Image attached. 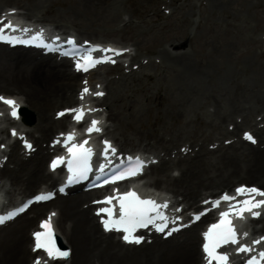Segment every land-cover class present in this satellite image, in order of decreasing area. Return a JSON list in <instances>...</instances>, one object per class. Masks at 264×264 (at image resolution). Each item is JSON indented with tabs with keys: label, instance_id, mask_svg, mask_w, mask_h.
Instances as JSON below:
<instances>
[{
	"label": "bare ground",
	"instance_id": "obj_1",
	"mask_svg": "<svg viewBox=\"0 0 264 264\" xmlns=\"http://www.w3.org/2000/svg\"><path fill=\"white\" fill-rule=\"evenodd\" d=\"M47 1L29 0L15 8L24 19L42 22L44 17L37 13ZM117 1L79 0L78 5L85 8L97 2L116 8ZM225 5L227 3L223 0H210L208 8L220 11ZM54 28L62 33L73 31L77 37L80 35L71 27ZM167 45L170 49H159V62L150 63L158 86L166 94L158 97L162 113L155 114L156 117L150 121L147 103L135 98L121 102V89L126 86L127 77L124 74L110 77L109 66L104 65L101 71L98 69L82 75L73 71L67 60L57 61L35 50L0 44V88H10L12 93H17L15 96L21 99L22 107L29 108L30 105L36 118L32 127L24 125L22 129L34 143L35 151L31 155H23L25 152L20 151L17 140L8 144L7 156L11 165L5 163L0 169V180L4 178L2 184L7 181L10 185L4 190V199L14 202L28 196L37 189L38 183L53 186V173L42 165L48 153L42 139L50 138L57 129L64 127L67 119L57 120L46 111L55 101L66 103L68 107L74 104L80 81H87L92 86L102 84L107 97L96 102L106 107V110L102 109L105 116H101L104 134L110 135L114 141L116 135L124 143H144V151L156 153L160 161L147 170V184L149 187H162L172 196H180V200L171 196V201L176 205L182 204L184 210L196 206L202 191L224 190L241 179H254L248 185L264 189V125L257 127L254 122L256 114H260L264 121V83L260 80V69L251 63L252 57L248 56L246 62L233 64L228 48L216 46L213 52L199 60L187 51L178 50L180 42L177 39L167 40ZM139 65L141 69L146 67L143 63ZM145 118L155 126L154 131L146 128ZM94 120L99 121L98 118ZM106 120L111 123L106 124ZM226 123L233 125L232 130L226 128ZM240 126L252 128L258 137L256 146L239 138L227 145L221 142L214 149L207 147L208 141L235 136ZM179 142L182 144L178 149L181 146L197 149L192 148L186 155L173 151ZM161 151L163 155H160ZM173 169L177 170L176 174L172 173ZM95 192L74 188L67 197L59 196L52 201L58 211L56 229L65 240L64 244L72 249L69 264H203L198 247L201 222L168 239L150 234V242L143 241L139 246L124 245L115 239L114 234L103 233L91 212L92 206H84ZM45 205L48 204L33 205L30 210L37 215ZM32 222L33 219L25 213L0 227V264H30L33 255L27 231ZM60 262L55 261L54 264Z\"/></svg>",
	"mask_w": 264,
	"mask_h": 264
},
{
	"label": "rangeland",
	"instance_id": "obj_2",
	"mask_svg": "<svg viewBox=\"0 0 264 264\" xmlns=\"http://www.w3.org/2000/svg\"><path fill=\"white\" fill-rule=\"evenodd\" d=\"M26 1L29 0H0V11ZM78 1L48 0L37 15H42L43 22L57 28L65 26L77 30L79 38L130 45L133 48L130 60L132 71L124 69L127 78L126 86L121 89V102L135 98L143 104L147 103L150 121L156 117L155 114L162 113L158 97L166 95L165 90L158 86L150 63L157 64L160 60L159 49H170L167 40L177 39L180 42L178 50L187 51L199 60L213 52L216 46L228 48L233 64L246 62L250 56L253 66L260 69V80L264 83V0H223L227 5L222 6L220 11L208 8L210 0H118L116 8L97 2L81 8ZM141 62L146 66L143 69L139 65ZM121 72L122 69H113L110 77H117ZM0 92L17 94L4 87L0 88ZM65 104L55 101L46 112L51 116L55 109ZM28 109L34 114L33 126L35 113L30 105ZM149 122L146 118L143 120L146 128L154 131L155 126ZM244 127L238 129V134ZM115 141L121 149L128 151L141 149L144 144L124 143L116 135ZM209 142L211 144V141L206 143L209 145ZM253 180L240 181L251 183ZM255 181L258 182V179ZM220 189L212 191L217 193Z\"/></svg>",
	"mask_w": 264,
	"mask_h": 264
},
{
	"label": "snow or ice",
	"instance_id": "obj_3",
	"mask_svg": "<svg viewBox=\"0 0 264 264\" xmlns=\"http://www.w3.org/2000/svg\"><path fill=\"white\" fill-rule=\"evenodd\" d=\"M8 30L17 31L18 29L9 23H4L0 21V41L8 42L12 44L16 43H32L38 37H33L32 40L24 41L18 40L15 37L6 35ZM20 31H28L27 29H19ZM59 39V38H57ZM69 44H73L72 40L68 41ZM46 46V45H45ZM92 51H97V49H91L86 55L82 56L76 63L77 71H89L90 68L95 67L101 63L112 62L114 63V59L111 56H103L100 58H95L92 56ZM101 52L112 53L113 55H121V51L116 49H99ZM127 51V50H124ZM70 53H65V55H69ZM87 81H85V85ZM89 93V89L87 87L81 93V99L84 98V95ZM95 95L102 96V92H96ZM0 102H3L5 105L11 108V115L16 118L17 116V108L19 105L13 99L6 98L0 96ZM66 112L75 113L74 119L79 122L83 119L84 112L83 109H67ZM65 113H58L59 116H63ZM99 121L93 120L91 122L90 127L87 129L88 133L91 134L93 131L100 132L101 129L98 127ZM13 135H16L15 130L12 132ZM75 137L74 135H69L67 140L71 141ZM245 138L247 140L255 142L251 135L246 134ZM59 142V141H58ZM88 142L85 140L82 144H73L71 147H68V151L71 154V159L67 161L68 170L71 173L68 179V183H73L77 180H83L87 178L88 173L91 171L90 160L93 155V152L90 148L85 147ZM105 149L103 155L107 158L109 151L115 154V148L112 147L110 142L105 141ZM25 147L29 150L32 149V145L25 142ZM131 159V158H130ZM65 161L63 158H57L52 162V168L55 169L58 165L63 164ZM144 166L143 161L139 158H136V166L130 169L127 173L122 174L120 176L114 177L115 179H123L125 175H136L140 170H142ZM103 170V166L101 167V171ZM63 191V189H61ZM238 194L248 193L250 194V198L238 202L237 204H230L229 211L221 213V222L219 224L213 225L208 232L204 234L205 243L203 245V250L205 253V259L208 264H228V254L227 253H219L217 250L225 245H239L237 247V253H252L254 249L245 244L240 243V234L237 233L235 227L232 225L230 219H227L231 214H233L234 209L239 207V211H235L234 214L240 218H244V213L248 212L253 217H259L260 212L254 211L255 209H260L264 207V199L255 200V196L264 197V191H260L256 188H240L237 189ZM50 196L42 195L37 197V200H45L49 199ZM113 199L117 200L119 208L118 215L114 210V207L101 208L98 210L97 215L105 214L101 218V224L106 232L117 231L122 232V239L124 242L129 244H140L143 242L142 236H136L135 233L138 229L147 228L149 225H152L157 232H165L166 235L170 236L173 232H177L180 230L179 227L169 228L168 218L160 214L161 208H167V203L162 205H157V203L150 199H141L137 193L135 192H127L122 195L108 197L105 201L99 203H106L111 205ZM234 197H229L225 195L223 200L231 201L234 200ZM219 202H216L214 206H218ZM25 208H20L17 212H12L7 215L0 216V225H3L8 220L13 219L18 212H23ZM55 213L52 214L54 216ZM52 216H50L46 221L41 222L40 228L43 231H37L33 233L34 238V247L33 251L43 250L48 258L50 259H66L70 256V251H62L58 247H56L54 243V230L52 228L51 220ZM163 221L162 223H156L157 220ZM178 219V218H177ZM195 219H199V216L195 217ZM175 223V221H172ZM244 236H247V233H243ZM264 241V237L261 240L253 241V244H260ZM264 262V251H260L257 255H252L246 261V264H262ZM35 264H40L39 258L36 260Z\"/></svg>",
	"mask_w": 264,
	"mask_h": 264
}]
</instances>
